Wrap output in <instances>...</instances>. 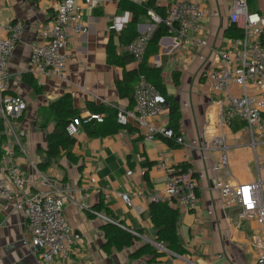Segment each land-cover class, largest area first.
<instances>
[{
	"label": "crops",
	"instance_id": "1",
	"mask_svg": "<svg viewBox=\"0 0 264 264\" xmlns=\"http://www.w3.org/2000/svg\"><path fill=\"white\" fill-rule=\"evenodd\" d=\"M59 1L0 0V25L11 20L23 24L20 42L10 62L7 92L22 96L27 103L23 117L16 124L22 139L17 158L26 179L25 191H54L66 199L68 223L80 236L71 246L74 264H189L182 257L190 259L193 264H255L260 251L264 250L263 227L255 220L241 219L236 209L223 207L219 192L212 188L215 176L211 170L213 159L196 147L170 146L161 138L145 141L138 137L137 131L123 130L102 137H89L82 131L73 148L79 157V165L62 156L48 168H42L44 154L41 150L46 149L48 132L55 128L47 110L52 102L69 93L74 107L81 114L90 111L88 103L117 109L127 108L129 104L127 99L120 98L116 88L123 69L109 64L106 52L110 35L107 23L123 12L118 8L119 0H103L95 9H87L84 0H76L84 7L82 18L88 32L75 35L68 45L67 51L72 53V58L65 78L54 74L35 77L39 92L23 82V74L29 72L31 43L42 40L40 33L51 27ZM172 1L157 0V3L166 10ZM196 1L208 13L196 37L205 39L208 47L197 46L189 40L178 45L170 36H165L160 39L157 52L148 59L150 64L162 68L167 92L180 106L181 136L185 143L198 140L202 135L208 138L218 133L220 114L214 103L219 95L208 88L204 74L214 67L215 51H236L239 47V36L230 19L233 0ZM248 9L264 14V0H248ZM151 25V17L142 18L139 32ZM0 35H4L2 29ZM115 43L118 44L117 37ZM174 72L179 73L178 85L172 80ZM234 92L239 93V89ZM167 121L165 104L157 122L165 126ZM225 137L230 174L220 172L217 176L231 184L256 180V155L264 162V144L253 146L245 125L237 129L233 125L226 128ZM159 153L169 155L173 169L191 165L205 174L200 182L196 210L179 209L178 233L185 250L183 254L170 249L171 252L158 251L157 256L138 254V250L147 244L143 236L156 240L150 198L161 193L166 182L165 173L156 168ZM146 162L153 163L149 170L145 167ZM128 170L133 173L127 175ZM146 171L149 182L143 179ZM123 193L129 194L131 205L123 201ZM101 198L106 207L123 221V226L138 233L129 247L122 250L112 248L110 252L105 250L102 226L106 222L93 212ZM39 253V249L30 243L24 214L0 197L1 263L42 264Z\"/></svg>",
	"mask_w": 264,
	"mask_h": 264
},
{
	"label": "built area",
	"instance_id": "2",
	"mask_svg": "<svg viewBox=\"0 0 264 264\" xmlns=\"http://www.w3.org/2000/svg\"><path fill=\"white\" fill-rule=\"evenodd\" d=\"M102 1L84 0L87 9L97 8ZM83 10L84 7L76 0L58 2L51 27L40 33L42 40L34 41L30 46L28 67L34 77L54 74L65 78L67 65L72 58V53L67 51L68 45L75 35L88 32L82 18ZM148 14L152 25L126 47L134 57L136 67L144 61L151 35L162 23L176 44L189 40L197 46L208 47L205 39L196 37L208 14L200 2L173 0L163 16L153 10ZM214 15H218V12H214ZM230 19L243 31L237 41L239 47L236 51H215L214 67L204 74L208 88L219 95L214 103V108L220 114L218 133L208 138L202 135L200 139L188 143L184 142L182 136H178L175 142L181 146L191 145L210 155L213 159L211 170L215 174L212 188L219 192L223 207L236 209L241 219L255 220L264 229V162L256 155L258 178L252 182L231 184L217 176L220 172L230 174L225 129L235 121L244 123L253 146L264 144V14L249 11L248 0H233ZM129 20L130 12L123 11L108 21L107 28L119 34ZM1 29L4 35H0V118L4 140L0 147V197L12 203L14 209L26 217L30 243L39 249L42 264H74L71 246L80 236L73 232L68 223L66 199L54 191H25L26 179L17 158V151L22 149V139L16 124L23 117L27 103L22 96L7 92L10 62L20 42L23 24L11 20L0 25ZM236 88L239 93L234 92ZM133 97L132 107L118 109L117 121L121 125L135 127L138 137L145 141L174 136L171 128L157 122L164 111L165 101L158 88L144 74L138 76ZM105 117L106 113L92 111L81 114L68 123L67 134L77 137L82 132V125L93 121L102 123ZM156 168L165 173L166 182L164 190L153 195L151 201H163L187 211L196 210L200 182L205 174L191 165L179 170L173 169L169 155L165 153L158 154ZM132 173V170L127 171V175ZM121 196L127 205L132 204L129 194L123 193ZM93 212L105 222L120 225L105 214ZM123 227L138 235L134 230ZM142 238L159 252H171L162 241L145 236ZM182 259L193 264L188 258ZM255 264H264V250L260 251Z\"/></svg>",
	"mask_w": 264,
	"mask_h": 264
},
{
	"label": "trees",
	"instance_id": "3",
	"mask_svg": "<svg viewBox=\"0 0 264 264\" xmlns=\"http://www.w3.org/2000/svg\"><path fill=\"white\" fill-rule=\"evenodd\" d=\"M118 8L122 11L130 12V20L124 29L119 34H116L113 31L110 32L109 42L106 48L107 62L123 69L122 78L116 81L118 94L120 98L128 100L129 104L127 108L132 107L134 103L133 94L136 81L140 73L144 74L147 79L158 88L168 108L167 127L173 130L174 136L171 138L163 137L161 139L170 146H177L175 137L182 135V114L180 106L174 97L169 95L167 92L162 68L148 62L149 57L157 52L160 39L168 36L166 26L162 23L155 28L148 43L145 59L138 67L134 64V57L126 49L127 45L140 35L138 25L140 24L142 18L149 17L148 12L150 10H153L157 14L163 16L165 14V8L159 5L157 0H146L142 2L119 0ZM234 30L240 38L243 34L242 29L234 25ZM116 37L118 38V44L115 43ZM22 77L25 84L33 88L36 92H39L37 80L30 72L24 73ZM172 80L174 84H179L178 72L173 73ZM88 109L92 112L106 113V117L102 123L93 121L81 126V130L89 137L114 135L123 130H126L129 133L136 132L135 127L131 125L124 126L117 121V108L102 104L97 105L88 103ZM47 110L49 112V116L55 123V128L48 132L46 149L41 150L44 154L42 168H48L53 161L58 160L62 156H65L69 162L79 165V157L73 152V148L76 144V137H70L67 134L66 128L70 121L80 117L81 111L74 107L72 97L69 93L62 95L60 98L52 102ZM233 126L235 129L241 128L244 126V123L242 121H235ZM43 127L46 126L43 125ZM0 134L1 147L4 140L1 118ZM18 153L19 150L17 151V154ZM152 164L153 163L151 162L145 163L147 170L151 168ZM80 168L81 167H79V169ZM148 176V171L144 172L143 179L149 182ZM94 209L97 212L104 210V214L106 216L120 223L119 225L112 222H106L102 226L105 235V250L110 252L112 248L122 250L129 247L137 236L122 226L123 221L119 220V218L108 207H106L103 198L98 201V203L94 206ZM150 211L151 222L153 229L155 230L156 240L162 241L171 251L183 254L185 250L182 247L181 237L178 233L179 209L172 207L163 201H151ZM141 253L155 254L156 256L158 255V251L149 244L144 245L138 250V254Z\"/></svg>",
	"mask_w": 264,
	"mask_h": 264
},
{
	"label": "water",
	"instance_id": "4",
	"mask_svg": "<svg viewBox=\"0 0 264 264\" xmlns=\"http://www.w3.org/2000/svg\"><path fill=\"white\" fill-rule=\"evenodd\" d=\"M138 30L140 31V27L138 28Z\"/></svg>",
	"mask_w": 264,
	"mask_h": 264
}]
</instances>
